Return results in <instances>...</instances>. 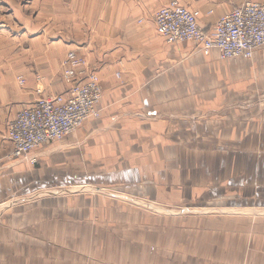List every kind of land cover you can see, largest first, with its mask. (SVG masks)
I'll use <instances>...</instances> for the list:
<instances>
[{
    "label": "crops",
    "instance_id": "obj_1",
    "mask_svg": "<svg viewBox=\"0 0 264 264\" xmlns=\"http://www.w3.org/2000/svg\"><path fill=\"white\" fill-rule=\"evenodd\" d=\"M60 1L46 5L54 3L59 8L55 14L63 35L57 40L40 36L24 49L22 63L0 77V199L14 191L15 182L24 183L32 172L29 163L13 158L8 126L23 108L68 90L57 73L64 56L72 51L84 56L101 78V117L37 151L39 161L33 169L41 182L131 181L135 187L149 184L154 190L160 189L162 198L181 200L197 178L194 172L205 180L200 175L206 168H211L214 175H222L228 168L233 172V168L245 165L223 153L213 158L208 152L233 150V141L226 143L228 146L223 142L212 146L207 144V138L237 135L239 116L264 118V47L247 60H222L216 50L205 56L191 42L168 44L157 33L154 16L177 2L198 12L199 25L209 30L235 7L246 2L264 4V0ZM28 55L43 56V62H31ZM19 76L26 81L23 87L18 84ZM242 102L248 104L246 110L238 108ZM250 103L261 107H251ZM216 112L220 115L207 118ZM169 136L178 138L174 141ZM191 138L199 141L196 146H201L202 154L190 153ZM141 167L145 168L134 169ZM146 168H150L149 174ZM47 210L50 216L57 215L56 207L40 208L38 221L34 218L37 224L32 222L31 212L17 218L15 212L3 215L0 264H264V237L258 246L249 248L248 242L245 244L246 240L243 242L234 233L239 231L236 220H232V226L215 221L201 224L198 232L185 228L191 225L187 222L170 220L152 221L150 225L136 223L130 231L124 225L123 239L102 238V224L83 223L86 226L81 224L79 231L87 238V256L95 241L98 243V251L85 262L61 250L48 253L44 245L47 235L41 239L37 253L31 249L35 239L23 233L22 238L19 232L32 228L53 230L48 236L59 232L60 242L63 222L48 223ZM108 210L102 207L94 217ZM91 214L87 211L79 222L91 218ZM105 246L110 247L106 254ZM18 247L22 249L15 253Z\"/></svg>",
    "mask_w": 264,
    "mask_h": 264
},
{
    "label": "rangeland",
    "instance_id": "obj_2",
    "mask_svg": "<svg viewBox=\"0 0 264 264\" xmlns=\"http://www.w3.org/2000/svg\"><path fill=\"white\" fill-rule=\"evenodd\" d=\"M59 1L0 0V77L5 76L12 66L22 63L24 49L28 48L32 42L38 41L37 39L40 36L49 40H57L63 35L64 29L55 14V10H59V8L55 7L54 3L46 5V2ZM63 2H71V0H63ZM71 53H75L87 63L84 56L73 51L68 52L60 62V71L57 73L58 76L61 74L62 79H64L66 72L64 63ZM42 57L39 55H28L27 59L31 60V62L37 61L40 63L43 62ZM87 65L89 66L88 63ZM41 66L44 67V64ZM88 69L98 76L91 66ZM98 78L103 97L101 78L99 76ZM20 80L24 82V85L26 81L23 76L17 78L19 86L23 87L24 85L20 84ZM67 87L69 90L68 85ZM68 90L63 94L47 97L63 96L68 94ZM35 103L25 108H30ZM247 106L246 102L238 104V108L243 110H246ZM249 106L261 107L257 103H250ZM99 111H101L100 107ZM217 115H220V113L208 114L207 118L211 119L212 117L210 116ZM100 117L101 115L99 114V117L93 120H99ZM90 121L92 120L88 122ZM238 121L239 129L237 135H235L236 132L233 135L221 134L211 139L210 136L207 138V144L212 146H218L222 142L223 145L228 146L226 143L233 141V150L222 152L213 150L208 153L214 155L212 156L213 158L216 157V154H227L228 158L238 159L239 162L245 165L233 168V172L228 168L226 173L222 175H214L211 172V168H206L200 175L205 180H201L198 176L199 173L194 172V178L196 176L197 178L191 182V190L187 193V197L181 200L179 199L180 197L172 199L162 198L160 195L163 192L160 189L154 190L149 184H139V186L135 187L131 181L118 183L103 180L96 183H81L78 182L79 180L77 182L66 180L63 183L46 184L41 182L39 180L40 177L35 174L36 168L33 169L39 161V157L36 155L37 151L42 147L27 157L16 158L14 156L13 158L16 160L29 163L32 167V172L28 177L29 180L25 178L24 183L16 180L14 191L5 198L0 199V222L3 215L7 212H15L16 218L17 216L21 217L23 212H31L32 222H35L39 218V213H37L39 211L37 210L56 207L57 215L50 216L49 212L51 211L47 210L46 220L48 223L63 222L64 230L62 231L60 242L59 232L57 235L48 236V233L53 234L55 232L53 230L45 232L32 228L31 230L20 231V237H22L23 233L24 236L35 239L34 248L31 249L39 253L42 245L41 239L44 238V235H47L48 239L44 245H46L48 253L61 250L64 255L67 253L76 255L83 259L84 262L88 260V257H91L93 252L98 251V243L95 241L93 244L95 246L91 247V251L87 256L86 249L88 247H86L84 242L87 238L79 231L81 224L85 228L84 226L86 225L83 223L102 224L103 228H100V232L103 234L102 238L123 239V237L125 238L124 231H122V226L124 225L128 226L130 231L136 227V223L150 225L152 221L158 220L161 223L170 220L176 223L187 222L191 225L185 228L190 227L193 228L191 232H198L201 224L215 221L217 224L230 223L231 225L232 220H236L239 222V231H234V233L239 234L243 242L246 240L245 244L248 242L249 248H255L259 244L257 242L264 237V118L250 117L245 114L239 116ZM243 124H248V127L243 128ZM223 126L225 125L223 124ZM247 132H250L251 135H245ZM169 138L175 141L178 136H169ZM190 141L193 144L190 153H194L197 156L202 154L203 150H199L201 146H196V142L199 141H195L193 138ZM236 143L238 144L235 145ZM51 144L54 143L43 146ZM186 152L184 151L185 154ZM205 152L207 154V151ZM143 168L145 167L134 169L141 170ZM149 170L150 168H146L147 174H149ZM93 206H99V209L91 208ZM102 207H108L110 210L107 211V214L97 218L94 217ZM60 209L61 211L59 212ZM87 211L92 213V217L84 222H79L83 221L82 218L85 217ZM37 221L36 224L38 223ZM243 228H245V231H242ZM95 231L94 234H96ZM21 249L22 247L16 248L15 253ZM109 249V246H105L104 254ZM127 259V257L124 258V261Z\"/></svg>",
    "mask_w": 264,
    "mask_h": 264
},
{
    "label": "built area",
    "instance_id": "obj_3",
    "mask_svg": "<svg viewBox=\"0 0 264 264\" xmlns=\"http://www.w3.org/2000/svg\"><path fill=\"white\" fill-rule=\"evenodd\" d=\"M198 16V12L172 2L155 16L157 33L168 44L194 43L205 56L217 50L222 60L251 59L264 47L263 3L235 7L209 30L201 28ZM64 64L68 94L38 100L21 110L9 125L13 157H27L43 145L60 142L99 117L102 92L98 76L75 53ZM20 84L24 82L20 80Z\"/></svg>",
    "mask_w": 264,
    "mask_h": 264
},
{
    "label": "bare ground",
    "instance_id": "obj_4",
    "mask_svg": "<svg viewBox=\"0 0 264 264\" xmlns=\"http://www.w3.org/2000/svg\"><path fill=\"white\" fill-rule=\"evenodd\" d=\"M213 51H214V50H213ZM216 51H217V50H216ZM218 52H219V51H218ZM209 55H210V54H209ZM209 55H208V56H209ZM220 58H221V56H220Z\"/></svg>",
    "mask_w": 264,
    "mask_h": 264
}]
</instances>
